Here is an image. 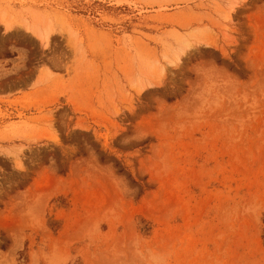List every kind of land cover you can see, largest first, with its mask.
I'll list each match as a JSON object with an SVG mask.
<instances>
[{
  "label": "rangeland",
  "instance_id": "1",
  "mask_svg": "<svg viewBox=\"0 0 264 264\" xmlns=\"http://www.w3.org/2000/svg\"><path fill=\"white\" fill-rule=\"evenodd\" d=\"M0 264H264V0H0Z\"/></svg>",
  "mask_w": 264,
  "mask_h": 264
},
{
  "label": "bare ground",
  "instance_id": "2",
  "mask_svg": "<svg viewBox=\"0 0 264 264\" xmlns=\"http://www.w3.org/2000/svg\"><path fill=\"white\" fill-rule=\"evenodd\" d=\"M22 24L25 26V28H27L30 32H32L35 36H37L40 40H42L43 42L47 41L48 38L50 37V28H41L40 26L36 25L35 23H29L27 22V20H23V19H12L11 17H8L6 14H2L0 17V21H2L4 23V25H6L8 28L12 27L14 24H16V22L20 21Z\"/></svg>",
  "mask_w": 264,
  "mask_h": 264
}]
</instances>
